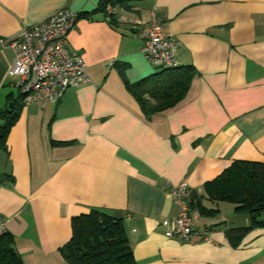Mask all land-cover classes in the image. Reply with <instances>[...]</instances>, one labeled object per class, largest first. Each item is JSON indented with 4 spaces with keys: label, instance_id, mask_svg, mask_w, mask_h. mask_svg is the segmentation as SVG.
Masks as SVG:
<instances>
[{
    "label": "crops",
    "instance_id": "obj_1",
    "mask_svg": "<svg viewBox=\"0 0 264 264\" xmlns=\"http://www.w3.org/2000/svg\"><path fill=\"white\" fill-rule=\"evenodd\" d=\"M99 2L0 0V110L19 89L8 41L59 9L93 12ZM109 12L115 27L95 13L67 36L91 83L24 105L0 150V216L14 251L22 264H67L71 219L100 209L123 220L137 264H264V228L233 248L225 230L248 227V216L231 204L227 217V202L204 192L235 161L264 163V0H134ZM153 16L181 43L178 66L195 74L180 102L146 115L125 83L162 69L133 29ZM183 181L190 204L194 196L215 214L200 215L190 239H169L161 223L179 209L167 189Z\"/></svg>",
    "mask_w": 264,
    "mask_h": 264
},
{
    "label": "trees",
    "instance_id": "obj_2",
    "mask_svg": "<svg viewBox=\"0 0 264 264\" xmlns=\"http://www.w3.org/2000/svg\"><path fill=\"white\" fill-rule=\"evenodd\" d=\"M132 1L134 0H100L93 12L77 14V21L91 19L95 13H102L109 24L115 27L116 17L108 8L130 9ZM194 74L195 70L189 66L162 68L137 83L126 82L125 85L142 111L149 115L180 102L186 95ZM24 98L18 89L16 96L8 95V107L0 110V150H7V136L20 116ZM52 144L59 146L68 143ZM204 192L210 200L233 204L235 214L248 216V227L225 230L226 238L233 248H237L251 230L264 228V218L261 217L264 214V163L235 161L216 179L206 183ZM191 200V205L194 203L199 215L215 214V211L205 209L196 197L192 196ZM71 229L70 240L60 250L67 264H137L122 219L114 218L100 209H90L88 213L71 219ZM12 246L13 239L10 235L0 237V264H22Z\"/></svg>",
    "mask_w": 264,
    "mask_h": 264
},
{
    "label": "built area",
    "instance_id": "obj_3",
    "mask_svg": "<svg viewBox=\"0 0 264 264\" xmlns=\"http://www.w3.org/2000/svg\"><path fill=\"white\" fill-rule=\"evenodd\" d=\"M76 22L77 14L59 9L43 22L22 29L8 41V47L14 52L8 75L19 79L17 86L25 97L24 105L44 107L60 100L68 89L91 83L84 60L67 43V36ZM133 29L142 43L141 53L149 63L157 68L178 66L177 52L181 43L167 35L154 16L150 23L135 25ZM5 42L1 39L0 45ZM167 193L179 213L174 219L162 221L164 235L169 239H190L196 234L194 222L200 216L198 209L190 204L192 192L183 181L169 185ZM6 223L0 216V237L7 233Z\"/></svg>",
    "mask_w": 264,
    "mask_h": 264
},
{
    "label": "rangeland",
    "instance_id": "obj_4",
    "mask_svg": "<svg viewBox=\"0 0 264 264\" xmlns=\"http://www.w3.org/2000/svg\"><path fill=\"white\" fill-rule=\"evenodd\" d=\"M152 67H153V66H152ZM153 69L156 70L155 67H153ZM224 206L227 207V208L224 209V213H225V214L227 213V217H229V216L232 214V210H233L232 207H233V206H232L231 204H227V203L224 204ZM225 216H226V215H225ZM261 217L264 218V214L261 215Z\"/></svg>",
    "mask_w": 264,
    "mask_h": 264
},
{
    "label": "water",
    "instance_id": "obj_5",
    "mask_svg": "<svg viewBox=\"0 0 264 264\" xmlns=\"http://www.w3.org/2000/svg\"><path fill=\"white\" fill-rule=\"evenodd\" d=\"M9 107H11V105H9Z\"/></svg>",
    "mask_w": 264,
    "mask_h": 264
}]
</instances>
